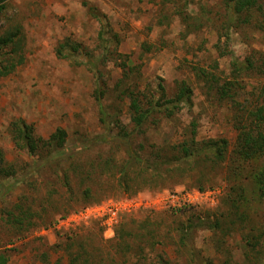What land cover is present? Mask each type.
I'll use <instances>...</instances> for the list:
<instances>
[{
    "label": "rangeland",
    "instance_id": "1",
    "mask_svg": "<svg viewBox=\"0 0 264 264\" xmlns=\"http://www.w3.org/2000/svg\"><path fill=\"white\" fill-rule=\"evenodd\" d=\"M0 5V36L15 34L19 47L11 54L14 45L7 46L0 60L22 55L0 77V157L14 173L0 178V253L8 264H67L71 257L80 264H263L264 197L255 176L264 155L243 157L240 136L243 129L264 133L250 115L264 110V31L255 13L251 24L231 28L224 48V0ZM258 5L264 9V0ZM62 45L68 52L78 45L76 60L58 56ZM229 51L240 68L221 54ZM180 81L192 90L190 104L135 130L122 91L148 94L161 83L171 97ZM116 121L127 137L119 138ZM16 124L44 142L62 129V153L41 145L29 154L16 141ZM209 141L223 142L221 158L183 157L184 145L197 151ZM131 156L139 162L122 174ZM17 206L30 220L14 222L23 219ZM198 219L211 227L193 228Z\"/></svg>",
    "mask_w": 264,
    "mask_h": 264
},
{
    "label": "trees",
    "instance_id": "2",
    "mask_svg": "<svg viewBox=\"0 0 264 264\" xmlns=\"http://www.w3.org/2000/svg\"><path fill=\"white\" fill-rule=\"evenodd\" d=\"M259 0H224L225 7H226V13H225V20H224V32L219 37V40L223 39V45L224 48L227 47V45L230 42V30L231 28L235 26H239L240 24H251L252 14L255 13L258 16V20L256 21V24L259 26L260 30L264 31V9L258 5ZM3 9V6L0 5V12ZM106 31L101 30L98 34V39L100 40L102 44V50L104 53V57L107 55V49H108V38L105 35ZM15 34H7L5 36H0V57L6 56L1 53L7 46L14 45L12 47V50L10 51L11 54L13 52L15 53L16 50L19 48L17 45V42L15 44ZM16 48V50L14 49ZM78 45L73 46L70 48V51L68 52L65 50V47L62 45L57 52L58 56L62 58H71L76 60V52L78 51ZM222 55H229L231 60V66L236 68H240L239 66L242 65V61L238 60L237 57L233 54L232 51H229V53H221ZM15 59V62L13 60ZM6 60V61H5ZM5 61V62H4ZM100 59H95L91 61L90 59H87L86 64L93 66L94 63L100 62ZM103 61V59H102ZM4 62V64H2ZM22 64V55L17 53L14 56L9 57L8 59H2L0 60V77H4L8 74H10L18 65ZM125 65V62H124ZM248 65H251L250 63ZM231 83L225 84L220 89L221 97H225L228 94L229 87L227 85H230ZM176 92L173 96L168 97L164 87L161 83H158L157 87L154 90H151L148 94H139L133 93L131 89H126L123 92V96H127L129 99L128 104V112L130 115V121L133 124V127L135 130H141L142 127L148 122V119L154 115H162L165 118H171L175 114H177L183 106L189 105L192 98V90L190 86L186 84L185 81H180L177 83L176 86ZM104 94V91H102L99 87L95 91V98L98 102L99 107V121L103 124H105V117L109 116V113L103 108L101 104V99ZM250 115L256 117L257 119V125L264 124V110L258 109L255 112H251ZM116 126L119 127L118 135L119 138H124L128 136V133L124 129L122 125H119L116 121ZM108 128V127H107ZM16 141L19 143L20 148H26L29 154H33L35 150L43 145L47 146L49 149L53 150L54 152L62 153L60 152V149L62 148L64 142H65V132L62 129H57L53 134L49 136V138L44 142L40 138H36L33 136L31 131L28 129L26 125H17L16 124ZM253 131L250 129H247L244 131V129L241 131V141L243 143L242 145V154L243 157L245 156H254L257 153H261L264 155V133L259 132L256 135L252 134ZM223 142H215V141H209L203 145V147L197 151L190 148L186 145L182 147L183 157L186 159H194L198 157V155L202 153H212L215 158H221V147L219 146ZM259 151V152H258ZM133 157V156H131ZM136 161L139 162V160L136 157L131 158L122 168V174H126L127 170L134 167L136 164ZM14 173L13 171H10L8 169H5L2 165V159L0 157V178L2 177H9L12 176ZM255 182L257 184L258 192L260 197H264V170L260 171L257 174V177L255 176ZM17 182V181H16ZM14 184H11L8 186L7 190H10ZM16 209L19 211V215H23V219H21L19 216L16 218L14 222L21 224L23 220H30V215L32 213L27 214V211L24 209H21L19 206L16 207ZM175 211H180V209H175ZM199 221L193 226V228H210L211 224L206 223L207 221H204V219H198ZM34 223H30L29 226H32ZM35 225V224H34ZM186 230H182L181 233V240H186L187 234ZM248 242V241H247ZM0 264H8L7 258L3 253H0ZM67 264H80L78 263L77 259L75 257H71L69 259V262ZM264 264V262H263Z\"/></svg>",
    "mask_w": 264,
    "mask_h": 264
},
{
    "label": "built area",
    "instance_id": "3",
    "mask_svg": "<svg viewBox=\"0 0 264 264\" xmlns=\"http://www.w3.org/2000/svg\"><path fill=\"white\" fill-rule=\"evenodd\" d=\"M171 199H173L174 198V195H171V197H170ZM180 207V206H179Z\"/></svg>",
    "mask_w": 264,
    "mask_h": 264
}]
</instances>
